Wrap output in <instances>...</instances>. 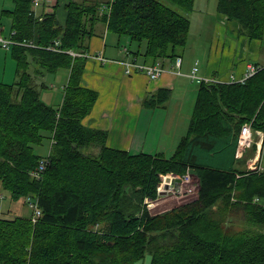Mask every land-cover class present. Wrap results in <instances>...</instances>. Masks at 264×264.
<instances>
[{
  "label": "trees",
  "instance_id": "1",
  "mask_svg": "<svg viewBox=\"0 0 264 264\" xmlns=\"http://www.w3.org/2000/svg\"><path fill=\"white\" fill-rule=\"evenodd\" d=\"M11 1L3 12L13 37L35 46L13 45L17 80H0V187L16 201L33 197L42 214L37 222L0 215V264H135L147 253L150 264H264V170L240 168L245 153L237 156L243 124L264 131V66L244 82L199 83L172 156L133 154L83 124L99 96L82 83L84 54L106 23L138 45L130 51L144 62L176 59L188 45L195 0H55L39 13L32 0ZM217 10L264 39V0H218ZM61 70L69 75L55 106L36 78ZM171 96L161 87L143 105L164 107ZM45 138L52 143L42 156L34 145ZM43 158L46 170L33 177ZM187 170L200 179L198 196L151 213L145 200L158 197L162 176Z\"/></svg>",
  "mask_w": 264,
  "mask_h": 264
},
{
  "label": "crops",
  "instance_id": "2",
  "mask_svg": "<svg viewBox=\"0 0 264 264\" xmlns=\"http://www.w3.org/2000/svg\"><path fill=\"white\" fill-rule=\"evenodd\" d=\"M217 2L218 0H195L194 10L201 14L200 33L203 32L206 22L208 23L206 31L208 36L205 44L203 43L204 47L202 45L200 53H195L191 58L185 56V49L180 69L175 66V59L159 60L165 71L155 80L150 79L142 71L132 75L126 73L125 61L132 59L135 54L131 53L128 45L122 43V36L112 37L110 42L111 31L107 29L106 23H102L104 30L99 23L97 33L90 41L89 53L92 56L87 58L82 79L83 85L95 89L99 96L91 113L83 119V124L89 128L108 131L107 144L111 147L124 149L133 154L146 152L172 156L183 136L182 114L186 95L190 92V85L187 83L183 85L181 76L192 80L190 72L196 62L200 76L223 81H228L231 75H235L236 78L244 77L251 64L264 66V39L250 38L241 33L237 21L228 19L217 10ZM62 13L64 18V11ZM190 16L192 27L193 16ZM1 27L4 31V27L2 25ZM189 42L190 35L188 44ZM140 49L142 50V46ZM99 56L103 58L100 59ZM135 57L141 62L145 61L142 54ZM185 63L187 69L183 72ZM68 75L69 73L62 88L67 83ZM192 81L199 85L196 80ZM179 85L183 86L178 98L176 92ZM161 87L172 90L171 99L166 106L156 108L144 106L145 96ZM61 92L60 104L63 100V91ZM49 99H52V96ZM188 101V111L183 114L185 123L186 118L190 121L192 115L190 112L192 97H189ZM238 166L264 170V131L254 133L253 142ZM260 201L264 203V200Z\"/></svg>",
  "mask_w": 264,
  "mask_h": 264
},
{
  "label": "rangeland",
  "instance_id": "3",
  "mask_svg": "<svg viewBox=\"0 0 264 264\" xmlns=\"http://www.w3.org/2000/svg\"><path fill=\"white\" fill-rule=\"evenodd\" d=\"M103 4L107 3L110 0H100ZM206 3V2H205ZM14 3L11 0H0V22L1 25L4 27V34L8 35L10 33V24H11V19L9 16H7L3 10L4 9H11L13 8ZM43 9L42 6L36 7V11L39 13ZM179 10L182 11V9L179 8ZM63 9L60 10L59 12V17L61 21L63 22ZM190 15L193 16V24L190 30V42L187 45L185 56L187 58H191L192 55L195 53H200V47L203 45V43L207 40L206 31H208V26L207 22L204 26V30L202 33H200L199 25L201 21V14L195 12L193 10ZM209 20V18H207ZM104 25L101 23V28L104 30ZM110 37L112 42V37H116L117 34L110 32ZM114 35V36H112ZM206 35V36H205ZM123 44L128 45L129 49L135 50L137 49L138 45L136 43H132L130 38L127 35H123ZM205 44V43H204ZM204 47V45H203ZM87 57V56H86ZM88 58V57H87ZM195 59V57H193ZM194 65V64H193ZM16 61L12 57L11 50L10 48H4L0 47V80L8 83H13L17 80V74H16ZM187 69V63H185V66L183 67V72H185ZM32 70V69H31ZM33 71V70H32ZM68 74V70H61L57 73H46L44 75L37 76L36 81L39 84V88L42 93V98L46 102L58 106L61 102L62 99V92L63 91V82L66 81V77ZM180 79L182 80V83H187L190 89V92L186 95L185 98V107L183 109V114L185 115L188 111V98L192 97V109H191V114L193 111V106L194 102L196 99L197 95V90H198V83L193 82L190 79H187L185 76H181ZM45 83L47 86L44 87L42 86V83ZM65 84V83H64ZM183 85H179V89H177L176 96L179 98V94L182 93L181 89ZM52 96V99H49ZM182 114V127H184V130L182 131V134L184 135L187 132L188 126H189V119L186 118V123H185V117ZM51 143L52 140L50 138H45L42 144H35L34 145V150L36 153L42 155V156H47L50 152L51 148ZM193 178L195 181L200 184V179L199 177L194 174ZM0 192L3 194V198L0 199V215L1 216H9L13 217L16 215H24V216H30L31 214V209L29 206L26 204V201L21 200H13L11 198V193L10 191L3 189L0 187ZM198 196V191L196 193H190V194H185L183 196L178 195V194H167V195H158L157 198L155 199H150V210L151 213L157 214L160 212H163L165 210H168L174 206L189 202L193 199H195ZM12 210V211H11ZM237 219L236 223L239 226H242L244 224V219L242 212H238L237 214ZM151 262V254L147 253L142 259L138 260L135 264H150Z\"/></svg>",
  "mask_w": 264,
  "mask_h": 264
},
{
  "label": "built area",
  "instance_id": "4",
  "mask_svg": "<svg viewBox=\"0 0 264 264\" xmlns=\"http://www.w3.org/2000/svg\"><path fill=\"white\" fill-rule=\"evenodd\" d=\"M55 0H32L33 7L43 6L46 4L54 3ZM15 31H10L8 35L4 34L3 29L0 25V47L4 48H11L13 45L21 44L26 46H35L33 41H18L13 36ZM58 43V41L56 42ZM72 54L77 55L78 53L75 51H70ZM87 57L92 56L91 53L84 54ZM102 59V56H99ZM183 62L182 56H177L175 59V66L177 68H181ZM198 63L196 62L195 65L192 67L190 72V77L192 80H196L197 82L201 83L202 81L205 82H222L221 79H215L212 77H202L198 74ZM126 66V73L128 75H132L137 71L145 72L150 79L155 80L161 77L163 72L165 71L163 64L161 61H157L155 63H146L141 62L137 58H132L130 60L125 61ZM258 70L256 65H249L248 71L246 75L242 78H236L235 75H231L228 81H241L244 82L248 77L253 75ZM256 132H263L261 130H257ZM254 131L252 129V124L247 122L243 124L239 139H238V148H237V156L241 157L247 151V149L251 146L253 139H254ZM48 165V158H43L39 162V165L32 171L33 177L41 178L46 167ZM194 173L191 170H187L184 174H177V173H166L162 176V180L158 186V193L159 195H171L177 193H196L199 190V184L193 178ZM3 198V194L0 192V199ZM151 198H146L145 203L147 208H150V200ZM258 200V199H257ZM26 202L31 209L30 217L34 222H37L39 217L42 214L41 208L38 206L37 202L34 200L33 197L28 196L26 198Z\"/></svg>",
  "mask_w": 264,
  "mask_h": 264
},
{
  "label": "bare ground",
  "instance_id": "5",
  "mask_svg": "<svg viewBox=\"0 0 264 264\" xmlns=\"http://www.w3.org/2000/svg\"><path fill=\"white\" fill-rule=\"evenodd\" d=\"M23 41V40H22ZM27 41H29V40H27ZM178 195H181V196H183V195H185V194H187V193H177ZM33 221V220H32ZM34 222V221H33Z\"/></svg>",
  "mask_w": 264,
  "mask_h": 264
}]
</instances>
